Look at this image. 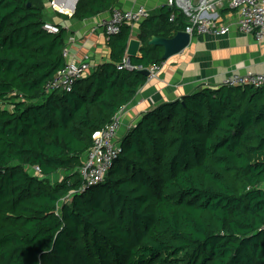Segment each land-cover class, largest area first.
Instances as JSON below:
<instances>
[{"label":"trees","instance_id":"trees-1","mask_svg":"<svg viewBox=\"0 0 264 264\" xmlns=\"http://www.w3.org/2000/svg\"><path fill=\"white\" fill-rule=\"evenodd\" d=\"M118 1L78 0L71 17ZM44 3L0 0V264H264V86L161 103L86 187L79 169L93 136L145 84L141 70L164 61L149 40L173 37L188 19L168 4L149 13L140 56L120 69L132 37L122 25L107 39L108 61L70 91L48 92L66 63V31L43 28Z\"/></svg>","mask_w":264,"mask_h":264},{"label":"crops","instance_id":"crops-1","mask_svg":"<svg viewBox=\"0 0 264 264\" xmlns=\"http://www.w3.org/2000/svg\"><path fill=\"white\" fill-rule=\"evenodd\" d=\"M54 1L45 0V16L48 22L60 24L66 31L65 60L78 62L86 56L90 69L108 61V37L101 22L109 18L111 11L93 18L76 20L71 15L78 0H60L67 5L69 11L53 8L51 2ZM168 1L119 0L115 7L134 10L143 6L149 13H155L161 6L168 4ZM215 17L219 22L229 25V32L225 35L197 34L182 51L164 60L157 78L147 80L134 98L123 106L114 139L116 145L120 144L128 130L144 113L161 103L204 88H217L223 85L224 78L231 73H264V43L238 30L237 16L229 6V0H215ZM131 30L132 37L137 38L138 25L131 26ZM138 55L140 56V52Z\"/></svg>","mask_w":264,"mask_h":264},{"label":"built area","instance_id":"built-area-1","mask_svg":"<svg viewBox=\"0 0 264 264\" xmlns=\"http://www.w3.org/2000/svg\"><path fill=\"white\" fill-rule=\"evenodd\" d=\"M168 5L175 7L187 17L188 23L183 31L188 33L191 38L195 34L225 35L229 32V25L219 22L215 17V0H169ZM51 6L55 7L53 2H51ZM229 6L236 13L238 30L250 34L255 40L264 43V0H229ZM148 14L149 11L143 6H138L134 10L114 7L109 18L101 22V26L105 35L109 37L117 34L124 24L139 25ZM43 28L52 33L59 31L58 26L48 21L44 23ZM62 54L66 58L67 51L63 49ZM162 63L153 64L147 69V80L157 78ZM122 67L131 68L127 57L123 60V65L119 66L120 69ZM90 68L86 56L82 61H66L64 67L58 70L54 77L45 84V90L48 92L70 91L76 81L88 74ZM223 85L241 88L246 86L262 87L264 86V73H231L224 78ZM122 109L123 107L103 129L93 136V145L79 169L86 187L103 181L118 157L120 147L115 144L114 139L120 124ZM29 170L36 175L41 172L38 166L30 167ZM261 188L264 190V182Z\"/></svg>","mask_w":264,"mask_h":264},{"label":"water","instance_id":"water-1","mask_svg":"<svg viewBox=\"0 0 264 264\" xmlns=\"http://www.w3.org/2000/svg\"><path fill=\"white\" fill-rule=\"evenodd\" d=\"M66 14L68 13L66 12ZM190 39L191 37L188 33L180 30L171 38L152 36L148 43L151 45L162 46L164 50L162 59L166 60L172 55L179 53L185 47H187L190 43ZM140 46H141V43L137 38L132 37L129 39L126 50H125L128 63L131 57L139 56L138 53L140 51ZM141 72L146 76L148 75V71L145 69L141 70Z\"/></svg>","mask_w":264,"mask_h":264},{"label":"rangeland","instance_id":"rangeland-1","mask_svg":"<svg viewBox=\"0 0 264 264\" xmlns=\"http://www.w3.org/2000/svg\"><path fill=\"white\" fill-rule=\"evenodd\" d=\"M41 102H42V101H41V100H39V101H37V102H36V104H39V103H41Z\"/></svg>","mask_w":264,"mask_h":264}]
</instances>
